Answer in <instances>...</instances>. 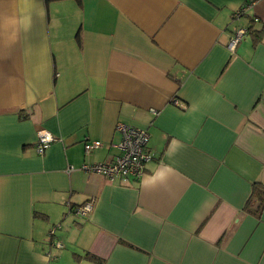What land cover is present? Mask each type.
I'll return each mask as SVG.
<instances>
[{
    "label": "crops",
    "instance_id": "crops-1",
    "mask_svg": "<svg viewBox=\"0 0 264 264\" xmlns=\"http://www.w3.org/2000/svg\"><path fill=\"white\" fill-rule=\"evenodd\" d=\"M245 1L0 0V264H264V0L234 18ZM118 122L149 134L137 180L81 169L119 153Z\"/></svg>",
    "mask_w": 264,
    "mask_h": 264
},
{
    "label": "built area",
    "instance_id": "built-area-1",
    "mask_svg": "<svg viewBox=\"0 0 264 264\" xmlns=\"http://www.w3.org/2000/svg\"><path fill=\"white\" fill-rule=\"evenodd\" d=\"M258 1L260 0H246L244 5L234 12L233 17H239ZM256 20L257 19L254 21ZM245 33L246 29L241 27L235 28L229 37L227 44L228 49L233 50ZM153 113L157 114L156 111ZM115 128L121 134V138L116 144V147L119 149V153L109 161L95 164L84 163L81 169L85 172L101 174L110 180L117 177L133 178L137 180L143 175L145 163L150 158V152L147 148L149 138L148 131L145 128L131 126L123 122H118ZM54 140V136L48 130H38L35 142L36 153L42 155ZM100 145L101 142L99 140L86 141L83 145L84 151L87 153L91 149L98 148ZM92 205V200H86L81 205L74 207L72 212L76 216L84 218L91 211ZM56 227L57 226L51 228L49 233L50 237L54 236Z\"/></svg>",
    "mask_w": 264,
    "mask_h": 264
},
{
    "label": "trees",
    "instance_id": "trees-1",
    "mask_svg": "<svg viewBox=\"0 0 264 264\" xmlns=\"http://www.w3.org/2000/svg\"><path fill=\"white\" fill-rule=\"evenodd\" d=\"M262 28L263 26L252 28V33L255 35V38H259L261 32L263 31ZM262 207H264V185L259 182H254L252 184L249 199L246 202V209L256 214L261 210ZM85 257L99 263V259L90 255L89 253H86Z\"/></svg>",
    "mask_w": 264,
    "mask_h": 264
}]
</instances>
